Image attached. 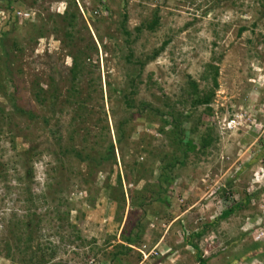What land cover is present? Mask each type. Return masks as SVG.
<instances>
[{"label":"rangeland","instance_id":"rangeland-1","mask_svg":"<svg viewBox=\"0 0 264 264\" xmlns=\"http://www.w3.org/2000/svg\"><path fill=\"white\" fill-rule=\"evenodd\" d=\"M15 1L30 16L0 30L9 48L0 53V264H198L186 236L220 216L233 202L231 191L241 200L264 188L257 175L264 168V0H103L108 11L100 15L93 13L102 5L97 0ZM67 10L80 11L77 27L71 16L62 18ZM157 11L156 31L137 34ZM124 20L131 37L121 34ZM76 57L82 93L71 97ZM128 57L144 68L128 64ZM210 63L220 69L213 114L206 117L204 107L198 114L214 129L213 143L176 168L167 203L151 192L145 207L132 206L131 190L139 196L152 184L155 192V163L173 149L154 111L189 110L190 80L209 90ZM129 73L137 74L131 85ZM130 91L135 107L127 109L123 95ZM140 103L148 104L144 115ZM247 114L254 124L246 123ZM234 115L243 125L229 128L225 120ZM198 126L197 117L190 118L186 141H198L191 132ZM110 143L115 157L101 164L96 159ZM87 154L95 159L92 167ZM119 173L125 207L106 196ZM143 216L136 247L158 246L161 255L141 263L139 249L118 244ZM262 240L264 192L199 245L208 264H264V254L253 255L263 250L264 244L254 249Z\"/></svg>","mask_w":264,"mask_h":264},{"label":"trees","instance_id":"trees-1","mask_svg":"<svg viewBox=\"0 0 264 264\" xmlns=\"http://www.w3.org/2000/svg\"><path fill=\"white\" fill-rule=\"evenodd\" d=\"M18 1V0H17ZM100 1L103 6V9H97L94 10L95 15H100L104 14L106 11H108V8H106L105 3L103 0H97ZM7 4V8L12 11L14 9V2L13 0H6L5 1ZM20 2V1H19ZM70 18V24L72 25L73 23L75 24L74 27H77L78 24V17L81 16L80 11L76 10L73 13H70L68 10L65 11L64 15L62 18L68 17ZM61 17V16H60ZM89 18L91 21L94 19L93 14L89 13ZM160 24V18L158 15V11L154 14L153 18L151 19L150 22L146 24V26H140L135 29L137 34H140L144 31V29H147L151 32L156 31ZM86 29L88 28V25H84ZM145 27V28H144ZM246 28H241V32L244 31ZM121 34L126 36V37H131L132 33L126 28L125 26V20L122 23V30ZM4 34L1 32L0 33V53H8L9 48L7 45L3 43L4 41ZM70 37H74V32L70 33ZM103 40V39H101ZM128 41V40H127ZM128 43V42H127ZM169 43V41L165 42V45L162 46L160 49L156 50L153 55L150 57V59H155L166 47V45ZM78 58L76 57L74 59V64L71 68V90L72 92L70 93L71 97H77L80 93H82L80 90H78V83L80 81V76L82 73V67L80 63H78ZM126 61L128 64H137L140 66V70H142L145 66V62L137 60V62H133L134 59L128 57L126 58ZM207 70H208V76L210 77L211 80V88L209 90H200L199 84L195 80H190L189 86L191 90V102H190V108L186 112H175V107H171L169 111L161 110V109H156L154 111V117L156 116L157 118L162 121V125L159 128V132L162 134H165L167 137V140L170 143V146L173 148L170 153H162L161 155L159 154V160L155 165L158 163L160 166L158 167L157 170V175L158 177H155V192L152 187V184H148L141 192V195H135V191L130 192L131 196V205L132 206H140V207H145L146 201H147V194L153 192L156 193L160 201L167 203V193L171 194V190L174 189L175 186V181H176V176H175V170L176 168L181 165L184 166L186 164V159L188 157L189 153H195L198 150L199 151H204L208 147L211 146L213 143V139L215 136L214 129L211 128L210 126H206L204 119L210 114H213V109L211 108L212 103L215 99L216 96V91L218 89L219 83H218V77L220 74V69L218 66L210 63L207 65ZM135 74V73H134ZM134 74H127V77L130 78V85L133 83L134 78L137 76H134ZM208 77V79H209ZM207 79V78H206ZM40 85V84H39ZM38 89L39 86H37ZM43 91V90H42ZM41 94V89L38 91L37 94H35L36 98L40 97ZM134 92L130 91L128 93H124L123 98H124V103L128 108L135 107V101H134ZM78 102V101H77ZM76 102V103H77ZM141 104V115H144V111H147L146 107L148 104L140 103ZM79 107L82 110V113H85L86 108H84V104L79 101ZM204 107L205 108V116L198 114L199 108ZM31 117H33L32 113ZM194 117H197V124L199 125L196 129L191 130L192 134L198 133L199 134V139L197 142H195L194 139H190L186 141V125L189 122L190 118L193 119ZM128 120H123L119 123L118 127V141L121 144L123 137L125 136V129L123 128L124 125H127ZM114 144L110 143L109 146L107 147L106 153L100 154L98 159H96L99 163L103 164V162L110 161L111 158L115 157V150H114ZM69 148H66L64 151V154H67L69 152ZM74 150V148H72ZM180 153V154H179ZM75 158L81 159L83 156L80 153H73ZM87 159V164L92 167V164L94 163L93 158H91L88 154L85 155ZM140 165V164H139ZM152 171L154 172L155 169L154 167L152 168ZM139 174L144 172L142 169L139 168L138 170ZM30 171H28V176L30 175ZM128 178V176H127ZM130 182V180L128 179ZM138 181H136L137 184ZM152 187V188H151ZM264 188L256 190L253 194H247L245 192L243 198L240 199H234L235 193L230 192L231 197H233V202H231V205L227 207L220 216L217 218H214V221L204 225L201 230H198L197 232L193 234H188L185 238V243L187 246H190L191 249H194L196 251V259L198 264H208V259L203 256V252L200 249L199 242L200 240L208 233L211 231L212 228H215L216 226H219L221 221L228 219L234 214H237L238 212H241L242 210L249 209L251 207V203L255 199H259L260 196L263 194ZM139 193V192H137ZM106 196L108 197L109 200L111 201H116L117 205L122 204L123 206L126 204V190L123 188V180L121 174H117L115 184L109 183L107 184V189H106ZM164 197V198H161ZM230 199V198H229ZM125 207V206H124ZM123 208V207H122ZM121 219V218H120ZM136 224H133L132 227L127 229L126 231H123V234H121V243L118 244L121 249H125L127 251L130 250V247L128 245L135 246L137 243L140 242L143 236V231H144V222L146 221L145 216H143ZM264 244V240L261 242H256L254 245V249H259L262 247ZM161 251V250H159ZM254 256L263 255L264 254V247L261 252L253 250Z\"/></svg>","mask_w":264,"mask_h":264},{"label":"built area","instance_id":"built-area-1","mask_svg":"<svg viewBox=\"0 0 264 264\" xmlns=\"http://www.w3.org/2000/svg\"><path fill=\"white\" fill-rule=\"evenodd\" d=\"M30 12H25L24 10H17L15 9L14 11H9L7 10L5 7L2 6V0H0V30H2L4 28V26H6L10 20H14L15 18H28L30 15ZM29 19V18H28ZM25 19V20H28ZM1 32V31H0ZM236 118H241V116L236 115L235 118H233L230 122L231 126L234 127H239L243 125V122L240 120L238 121ZM242 119V118H241ZM245 121H247L246 123H253L256 121V118H254L253 116H249L248 114L244 116ZM253 120V122H252ZM259 176H262L264 179V168H262V170H260L258 172ZM264 182V181H263ZM142 254L144 255L145 259H149L150 256H158L159 252L154 248L153 250H151L149 253H146L145 251H141Z\"/></svg>","mask_w":264,"mask_h":264},{"label":"clouds","instance_id":"clouds-1","mask_svg":"<svg viewBox=\"0 0 264 264\" xmlns=\"http://www.w3.org/2000/svg\"><path fill=\"white\" fill-rule=\"evenodd\" d=\"M5 1H6V0H4V2L2 1V3H5ZM13 1L15 2V0H13ZM2 6L5 7L7 10H9V9L7 8V4H6V5L2 4ZM103 6H104V5H101V6H99L97 9H103ZM17 8H18V9H17ZM20 8H21V7L14 6V9H13L12 11H14L15 9L20 10ZM97 9H96V10H97ZM9 11H10V10H9ZM12 11H11V12H12ZM26 21H27V20H26ZM211 107H212V106H211ZM235 116H236V115H234V116H232L231 118H228V119L225 120V121L227 122V125H228L229 128L232 127V126L230 125V122H231V120H232L233 118H235ZM212 117H214V116L212 115ZM236 119H237L238 121H240V120L243 121L241 118H236ZM234 128H236V127H234ZM234 128H232V129H234ZM261 189H262V188H261ZM254 192H255V191H254ZM126 194H127V193H126ZM126 197H128V194L126 195ZM261 237H262V236H261ZM128 247H130V249H132V250H133V249H139V248L136 247V245H135V246L129 245ZM154 248L159 252V255H161V253H160V251H159V249H158V246H156V247H154ZM154 248H152V250H153ZM138 251H139V253L142 255V261H141V263H144V262L148 261V260L150 259V257H151V258L155 257V256L152 255V256L149 257V259H145V258H144V255H143L142 252H141V251H142V248H140ZM143 251H145V250H143ZM150 251H151V250H150ZM150 251H145V252H146V253H149ZM159 255H158V256H159ZM91 264H93V262H91Z\"/></svg>","mask_w":264,"mask_h":264}]
</instances>
